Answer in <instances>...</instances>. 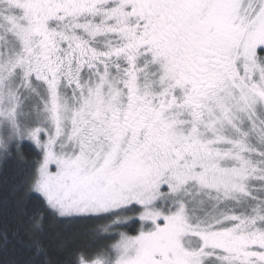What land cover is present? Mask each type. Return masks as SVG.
I'll return each instance as SVG.
<instances>
[{
  "label": "snow or ice",
  "instance_id": "obj_1",
  "mask_svg": "<svg viewBox=\"0 0 264 264\" xmlns=\"http://www.w3.org/2000/svg\"><path fill=\"white\" fill-rule=\"evenodd\" d=\"M0 264H264V0H0Z\"/></svg>",
  "mask_w": 264,
  "mask_h": 264
},
{
  "label": "trees",
  "instance_id": "obj_2",
  "mask_svg": "<svg viewBox=\"0 0 264 264\" xmlns=\"http://www.w3.org/2000/svg\"><path fill=\"white\" fill-rule=\"evenodd\" d=\"M17 175V171L14 165H10L7 170L4 171L3 176H0V187L4 186L6 181L10 184L13 181V178Z\"/></svg>",
  "mask_w": 264,
  "mask_h": 264
}]
</instances>
